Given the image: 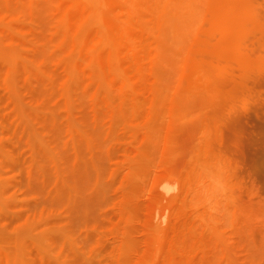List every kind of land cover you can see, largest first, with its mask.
Masks as SVG:
<instances>
[{
    "label": "rangeland",
    "instance_id": "rangeland-1",
    "mask_svg": "<svg viewBox=\"0 0 264 264\" xmlns=\"http://www.w3.org/2000/svg\"><path fill=\"white\" fill-rule=\"evenodd\" d=\"M232 1L227 54L212 0H146L139 54L94 35L99 60L70 0H0V264H264V0ZM229 164L209 232L200 195Z\"/></svg>",
    "mask_w": 264,
    "mask_h": 264
},
{
    "label": "bare ground",
    "instance_id": "bare-ground-1",
    "mask_svg": "<svg viewBox=\"0 0 264 264\" xmlns=\"http://www.w3.org/2000/svg\"><path fill=\"white\" fill-rule=\"evenodd\" d=\"M98 1L101 3L100 7L96 6V0H70L73 9H71L69 14H67L66 21L73 23V25H76L78 29L83 32L85 38L84 42H81L83 44L82 48L90 47V50L94 53L96 58L102 60L104 52L100 50L98 44L91 45L90 39L94 35L99 38H102L104 35V38L107 36L108 43L110 42V45L112 46L111 48L113 49V47H115L118 52L117 54L123 55L125 44L122 42L121 37H125L128 38V40L133 38L135 41L133 43V47L136 55H138L140 50V41L135 40V34L137 29L142 30L146 27L144 23L141 22V19H144L147 13L146 0ZM126 4L128 6L131 4V7L126 9L129 18L133 19L134 17V19L139 18L140 20L135 22V20L132 21L131 19L124 21L119 19V15H117L116 11L118 9L123 10ZM75 7H84V11L82 12L85 15ZM212 12L216 21V25L223 31V37L221 38V41L218 42V50L227 54V52L229 53L235 44V38L234 35H232V29L236 26V20L240 17L241 12L238 8H236V2L232 0H212ZM197 46L199 51H202L206 47V43L204 41H199ZM123 56L120 59L124 61L125 58H123ZM193 61L194 66L191 68L192 71L190 70V72H193L192 77L195 73L197 74L198 67H201L205 60L201 55H198L195 59H193ZM142 65V61L138 63L140 70L143 68Z\"/></svg>",
    "mask_w": 264,
    "mask_h": 264
},
{
    "label": "clouds",
    "instance_id": "clouds-1",
    "mask_svg": "<svg viewBox=\"0 0 264 264\" xmlns=\"http://www.w3.org/2000/svg\"><path fill=\"white\" fill-rule=\"evenodd\" d=\"M237 167L229 164L228 177L215 179L201 192L199 220L202 227L209 232L221 226H230L232 210L237 201L236 185L231 182V177L236 175Z\"/></svg>",
    "mask_w": 264,
    "mask_h": 264
}]
</instances>
